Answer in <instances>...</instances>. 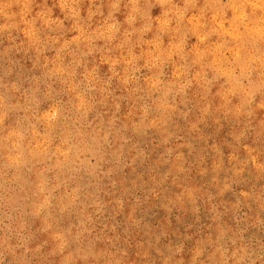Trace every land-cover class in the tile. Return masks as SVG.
Here are the masks:
<instances>
[{
  "label": "clouds",
  "instance_id": "9594fccd",
  "mask_svg": "<svg viewBox=\"0 0 264 264\" xmlns=\"http://www.w3.org/2000/svg\"><path fill=\"white\" fill-rule=\"evenodd\" d=\"M0 45V264H129L96 218L113 178L149 160L138 138L155 130L172 143L174 118L194 109L193 129L217 114L241 125L222 192L246 173L264 178V0H0ZM29 52L24 75L16 57ZM197 191L177 201L198 213ZM231 209L225 223L213 206L215 233L187 258L181 240L138 259L264 264V187L241 189Z\"/></svg>",
  "mask_w": 264,
  "mask_h": 264
},
{
  "label": "rangeland",
  "instance_id": "374dc122",
  "mask_svg": "<svg viewBox=\"0 0 264 264\" xmlns=\"http://www.w3.org/2000/svg\"><path fill=\"white\" fill-rule=\"evenodd\" d=\"M84 7L87 8V3ZM158 11L155 10L154 15ZM56 15H60L59 10ZM120 18L123 19L122 16ZM3 46L0 45V48ZM16 58L23 65L22 73L28 75L32 68L28 61L34 58V54L29 52L24 56L21 53ZM198 116L195 109L186 119L177 115L170 130L176 133L178 139L168 145L162 144V136L155 130L138 138V142L148 152L149 160L130 167L126 173L121 171L112 180L113 191L109 194L108 208L104 215L96 218L97 232L118 237L120 246L129 251V264H144L138 257L152 250L150 244L163 249L169 243L181 240L185 243L187 258L195 239L214 235L213 206L225 212V223H231V206L240 190L259 191L264 187V178H258L253 172L251 175L246 173L245 181L233 185L231 192L221 191L236 167V161L231 158L235 144L232 135L239 132L241 125L217 114L193 129L192 124L196 123ZM254 137L255 133H250L246 143L252 144ZM259 146L264 149V140L259 142ZM169 147L175 148L180 154L179 161L174 159L171 163H165L164 153ZM216 148L220 149L219 154ZM238 156L244 158L243 149L239 150ZM184 188L198 190V213L193 212L187 198L177 201ZM209 196L214 199L210 200ZM120 199H123V205L119 203ZM252 207L255 210L254 204ZM254 214L255 211L249 213L250 216ZM70 222L71 218H66L62 224L67 226ZM254 235L264 237V233L256 232ZM157 236L160 237L158 245L154 239ZM153 260L154 264H161L160 257L153 256Z\"/></svg>",
  "mask_w": 264,
  "mask_h": 264
}]
</instances>
